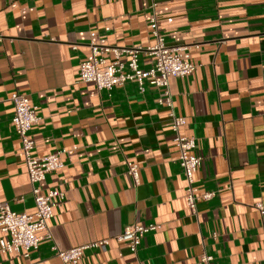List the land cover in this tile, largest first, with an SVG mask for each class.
Masks as SVG:
<instances>
[{
	"label": "crops",
	"instance_id": "crops-1",
	"mask_svg": "<svg viewBox=\"0 0 264 264\" xmlns=\"http://www.w3.org/2000/svg\"><path fill=\"white\" fill-rule=\"evenodd\" d=\"M155 15L167 45L195 65L170 77L181 133L195 137L201 156L199 194L191 214L185 179L158 89L135 82L111 90L79 80L91 43L153 45ZM76 45V49L73 46ZM110 60L109 54H103ZM151 57L140 55L148 67ZM37 107L35 153L58 150L63 166L40 183L56 189L52 241L38 233L36 249L0 253V264H64L51 246L86 249L78 264H264V0H0V202L33 213L35 203L20 139L11 125L12 92ZM138 165V183L127 163ZM155 225L136 253L116 240L130 224ZM2 236V233H0Z\"/></svg>",
	"mask_w": 264,
	"mask_h": 264
},
{
	"label": "built area",
	"instance_id": "built-area-1",
	"mask_svg": "<svg viewBox=\"0 0 264 264\" xmlns=\"http://www.w3.org/2000/svg\"><path fill=\"white\" fill-rule=\"evenodd\" d=\"M150 33L154 38L153 45L146 48L103 46L91 43L89 45L91 57L79 64V80L84 83H93L97 89L111 90L123 86L126 82H135L139 92H144L145 85L150 84L158 89L157 103L167 109L168 127L172 135V142L177 149V161L185 179L184 197L191 214H196L197 201L209 200L214 193L207 191L199 194L194 185V173L200 167L202 158L196 155L195 137L181 133L185 124L184 116L176 113L173 97L169 90L170 77H185L192 73L195 65L181 56L180 47H171L166 44L160 34L157 20L153 14L150 18ZM76 49V45L73 46ZM103 54H109L106 60ZM140 55L151 57L148 67L140 64ZM9 100L13 103L11 125L20 139V149L23 154L26 170L31 185V192L35 203L33 213L12 211L6 202H0V253L12 254L23 251L28 256L29 251L38 247L40 237L38 233L44 232L45 239L52 241L49 222L53 216V207L56 205L54 198H62L63 192L50 189L43 192L40 183L50 174L63 166L62 153L58 150L46 155L35 153V143L30 134L32 127L38 122L37 107L24 93L12 92ZM264 113V108H263ZM128 174L135 184L138 183V165L127 163ZM254 207L260 214H264V201H257ZM155 229V225L130 224L123 228L116 240L128 241L129 249L136 253L141 235ZM109 240L100 239L85 245L51 249L64 264H78L86 249H105ZM203 264H221L214 261L213 257L203 254Z\"/></svg>",
	"mask_w": 264,
	"mask_h": 264
}]
</instances>
